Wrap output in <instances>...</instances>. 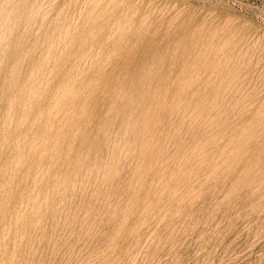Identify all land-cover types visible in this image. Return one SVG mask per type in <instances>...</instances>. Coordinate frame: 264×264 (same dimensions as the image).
<instances>
[{
    "label": "rangeland",
    "instance_id": "rangeland-1",
    "mask_svg": "<svg viewBox=\"0 0 264 264\" xmlns=\"http://www.w3.org/2000/svg\"><path fill=\"white\" fill-rule=\"evenodd\" d=\"M0 264H264V0H0Z\"/></svg>",
    "mask_w": 264,
    "mask_h": 264
},
{
    "label": "bare ground",
    "instance_id": "bare-ground-1",
    "mask_svg": "<svg viewBox=\"0 0 264 264\" xmlns=\"http://www.w3.org/2000/svg\"><path fill=\"white\" fill-rule=\"evenodd\" d=\"M37 14V13H36ZM79 15V14H78ZM3 19V18H2ZM81 21V20H80ZM75 24V23H74ZM60 35V34H59Z\"/></svg>",
    "mask_w": 264,
    "mask_h": 264
}]
</instances>
